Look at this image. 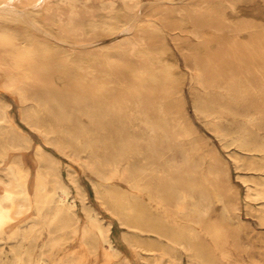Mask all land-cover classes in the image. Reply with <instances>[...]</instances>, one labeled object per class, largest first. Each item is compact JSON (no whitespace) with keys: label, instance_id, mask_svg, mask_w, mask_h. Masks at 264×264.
Returning a JSON list of instances; mask_svg holds the SVG:
<instances>
[{"label":"bare ground","instance_id":"obj_1","mask_svg":"<svg viewBox=\"0 0 264 264\" xmlns=\"http://www.w3.org/2000/svg\"><path fill=\"white\" fill-rule=\"evenodd\" d=\"M16 1L0 0V16L9 14L11 21L22 18L26 22L29 21L27 15L29 10L15 9ZM19 2L27 6L26 8H29L28 6L43 8L46 20L57 26L65 38L81 43L78 55L101 57L102 61L97 64L99 69L93 70L83 63L84 60L71 58L72 52L67 49V52H55L47 43L43 45L41 43L43 41L37 44L36 36L24 35L26 44L14 51L9 49L10 45L3 46L2 39L0 93H10L25 106L23 120L28 126L41 132L50 142L48 144L58 143L61 148L74 154L85 152L87 156L83 162L90 172L101 176L106 182L118 180L129 185L130 191L126 190L128 193L117 195L115 187H111L107 195L98 192V198L112 215L118 217L122 225L135 231L133 234L130 233L132 245L144 246L136 232H150L156 234L158 238L167 240V244L164 246L161 244L163 247L160 253L163 257H157L158 254L151 255L153 257L146 258L145 264H183L180 249L189 255L190 264L206 262L205 256L194 241L199 228L196 225L208 218L216 204L222 206L221 215L224 219L230 217L232 213L237 216L240 207L237 201H233L236 198L232 197L228 172L221 168L223 162L220 161L218 153L211 149L205 156L201 155L205 151L199 152V144L205 140L191 123H184L190 122L184 89L188 85L186 83L188 77L191 78L189 82L193 84L190 88L194 95L192 100L195 112L206 122V126L220 143L224 142L227 146L232 142L247 152L264 155V142L261 144L256 142L258 137H262L259 132L264 130V83L256 76L259 69L257 70L255 64L253 48L244 43L243 35L240 34L245 30L243 24L247 21L241 18L230 20L226 16V10V14L217 16L215 11H204L205 7L189 10L184 2L165 1L157 2L161 8L147 14L145 22L148 26L145 28L136 30L133 26L123 33L106 38L113 28L110 26L111 22L102 18L101 14L114 16L118 14L119 6H122L126 13L135 15L136 25L142 21L141 10L145 5L144 1ZM233 2L227 3V6L235 11L237 4ZM152 4L154 3H151V6ZM187 14L189 17L192 16L191 29L181 27L179 18H186ZM158 20L165 24L164 28L159 27ZM104 35L105 39H101L99 43L87 44ZM254 35L252 30L249 37L254 38ZM169 42L175 45L180 55L170 49ZM14 44L16 43H12ZM179 56L182 64L180 61L178 64ZM261 58L263 59L262 56ZM263 69L260 70L263 72ZM105 74L110 78L113 88L107 93L103 91L109 98L106 95L103 97L94 89L96 79ZM70 78H77L76 82L63 85L58 82ZM123 78L126 79L124 82L126 86L123 85L122 90L115 89L114 82H120ZM84 79H88L86 83L83 82ZM88 92L94 93L91 95ZM10 108L11 104L0 96V166H5L3 169L0 167V172H4V176L0 175V186L3 187L0 193V229L1 226L5 228L2 225L5 220L14 219L19 222L32 211L27 167H23L20 156L9 157L12 151L22 152L31 149L32 140L13 123L9 115ZM84 117L89 123L82 122ZM62 137L70 138L71 143L67 144ZM188 139L193 141L187 142ZM207 156L212 159L210 163L206 162V159L209 160ZM36 158L39 162V184L38 182L36 184L41 190H46L47 202V207L41 208L40 214L44 220L46 219L48 229L46 232L52 236L46 242V247L43 245L46 248L44 252L46 258L42 253L40 260L47 263L52 250L66 245L79 232L83 233L79 235H82L85 248L88 247L95 252L101 241L118 258L120 251L110 237L111 224L105 225L94 208L87 204L86 194L78 186L76 179L72 178L76 185L74 188L76 197L71 201V191L63 182L58 159L41 146L37 148ZM248 166L261 171L264 170V161L260 165L250 162ZM259 184L264 187V179L260 180ZM259 194L264 196V190ZM257 196L259 198V195ZM78 202L81 203L86 219L82 226L76 212ZM171 218L186 219V226L179 228L178 220L172 223ZM41 223L39 220H33L29 227L25 229L20 227L23 240L35 238L42 233L44 227ZM220 232L212 233L213 238L219 240L222 236ZM31 240L33 239H30L28 244ZM35 241L37 240H33ZM28 247L30 252L25 251L28 254L33 253V246ZM225 247L228 249V246ZM156 248L152 245L147 251L155 252ZM208 250L210 252V249ZM231 251V254H235L232 247ZM29 260L30 257L27 261ZM27 261L25 258L26 264ZM118 264L130 263L127 258H123Z\"/></svg>","mask_w":264,"mask_h":264},{"label":"rangeland","instance_id":"obj_2","mask_svg":"<svg viewBox=\"0 0 264 264\" xmlns=\"http://www.w3.org/2000/svg\"><path fill=\"white\" fill-rule=\"evenodd\" d=\"M19 1H21V0H17L15 2V4H16V5H14L15 9H17L19 11H26L28 9L29 11L27 10L28 11L27 15H28L29 21L26 22V20H24L23 18L21 20H18V21H11L9 18L10 17L9 14L1 15L2 17L0 16V41L2 39L3 40L1 41L2 43L1 42L0 43L3 46L8 47V45L11 46L12 43H16V44L12 45L15 48H13L12 46L11 47L9 46V49L14 51V50H16V48L17 49L22 48L26 44V39L24 38V35H29V36L32 35L34 37L35 36L37 37V38L35 37V39L38 40L37 44L42 43L43 45H45V43H47L48 46L51 48V50L55 51V52H64V51L67 52V50H69L72 52V54H70L71 58L84 60L83 63L93 70L99 69L97 64L102 61L101 57L95 58V57H90V56H86V55H82V54L78 55L77 52H79L78 48L81 45V43L77 42L76 40L72 41V39L65 38L64 34L61 33L60 29H58L57 26H55L54 24H53L54 26L51 25L52 23L50 24L49 21L46 20V12L43 8H39V6H38V8L37 7H30V6H28L29 8H26L27 6L25 7L23 4H22L23 5L22 6ZM143 1H144L145 5L142 7V10H141V13H143L142 14L143 17H142V21H141L142 23L139 22L138 24L134 25L135 15L131 14V13L130 14L126 13L125 10L123 9V7L119 6V12H118V14H115L114 16L113 15L108 16L105 14H101L102 18L107 19L109 21V23L111 22L110 26H112L113 30H111V32L109 33L110 35L107 34L108 37L106 35H104V36L100 37L99 39H96L92 42H88L87 44L92 45V44H94V42L99 43L101 41V39L102 40L105 39V36H106V38H109L115 34L123 33L124 30H126L130 27H133V26L135 27L136 30L145 28L146 26H148L147 23L145 22V19L148 18L147 14L152 12V10H154V9H160L161 8V5H158L157 2L158 3H164L165 1H168V2L169 1L170 2H184L187 9L190 8L189 10L196 9L197 7L204 9V7H205L204 11H215V15H217V16H223L224 13L226 14V12H227L226 16L230 20H232V19L237 20V19L241 18L242 20L244 19L245 22L247 21L246 24H243V27L245 28V30L240 34L243 35L242 40L244 41V43L247 46L251 47V49L253 48L252 50H253L254 55H255L254 58H256L255 64L257 66V70L259 69L258 70L259 72H257L256 76H258L257 78H259L258 80H260V82L264 83L263 82V80H264L263 75L264 74H262L264 72V69H263L264 68L263 67L264 66V63H263L264 62V60H263L264 59V35H263L264 34V30H263L264 29V26H263L264 25L263 24L264 23V0H247L250 3H248L245 0H228V2H227V0H220V1L219 0H194V2H193V0H143ZM207 1H209L208 4H207ZM231 1L232 2L234 1V2H236L235 4H237L235 11H232L227 6V3L231 2ZM151 3H154V4H152V6H151ZM198 3H199V5H198ZM189 5H190V7H189ZM201 5H203V6L201 7ZM33 9L35 11H33ZM225 10H226V12H225ZM133 15H134V17H133ZM185 16H187L188 19H187V17L186 18L183 17L185 19L179 18L181 20V24H182L181 27L185 28V29H189V28L191 29L193 27L192 16L189 17L188 14ZM242 17H244V18H242ZM143 21L146 23V25L144 24ZM157 22H158L159 27H161V28L165 27V24L163 22H160L159 20ZM161 23H163V24H161ZM252 30L255 34L254 38L249 37L250 34L252 33ZM164 32H166V31H163V33ZM178 32H180V31H178ZM20 35H22V36H20ZM262 37H263V39H261ZM9 38L10 39L13 38V39L9 40ZM40 41H43V42L40 43ZM3 43H5V44H3ZM18 44L19 45L21 44V45L19 46ZM172 44H173L172 42H169V45L171 47L170 49L172 51H176L180 55V52H178V49L175 47L174 44L173 45ZM259 44L263 48H261L259 46ZM58 49L60 51H58ZM261 56L263 57V59L261 58ZM180 57L181 56L177 57L178 58L177 59L178 64L180 62L182 64V60ZM259 60L262 62H260ZM180 67H181V65H180ZM260 69H263V72ZM75 79H77V78H70L66 81H58V82L61 85H63L64 83H71L72 84V83L76 82ZM189 79L191 80V78L188 77V79L186 81V83H188V85L184 89V92H185L184 97L186 99V103L188 106V112L190 113L189 114V116H190L189 121L190 122L188 121L189 123H187V122H184V123H186V124L191 123V125H193L194 128L199 130L201 136L205 140V142H202L201 145L198 143L200 146L199 152L201 153V152L205 151V152H203V154L201 153V155L205 156V153L210 152L211 149H213V150L215 149L214 151H216L218 153V156L220 157V161H222L223 164H226V165L222 164L221 168H223V170L228 172L229 182L232 186V197L236 198V199H233V201H237V203L239 204L238 206L240 207V212L237 216H236V214L232 213V215L230 217L224 219V218H222V215H221L222 206L220 204H216L213 206V210L209 214L208 218H205L201 222L202 224L199 223L198 225H196L199 227L197 229L196 235L197 234H200V235H197V237L195 235L194 241L197 244L198 248L202 251L203 255L205 256L204 258L206 259V262H204L203 264H225V262H227V264H231V263L232 264H234V263H236V264H238V263L239 264H260V263L264 264V200H263L264 198H262L264 196L259 194L261 191L264 190V187H262L259 184L260 180L264 179V170L260 171V170H256V169H251L248 166V164L250 162H254V163L259 164V165L262 164L264 161V155L262 153H258V152H247L232 142H231L232 145H231V143H229L230 145L228 144L227 146L224 144V142L220 143V140L215 136V134L208 129V127L206 126V122L203 119L199 118L195 112V109L193 106V100H192L194 95L191 93L192 91L190 88V86L193 84H191V82H189L190 81ZM87 80L88 79H84L83 82L85 81V83H86ZM110 81L111 80L108 77V75L105 74V75L101 76L100 79H96L97 83H96V86L94 89L98 90L96 92L100 93V95L102 94V96L104 97L106 95L105 93H107L109 91V89L111 88ZM124 82H126L125 78L121 79L120 82L116 81V82H114L113 87L115 89L122 90L126 86V84ZM123 85H124V87H123ZM111 89H113V88H111ZM101 91L102 92L104 91L105 93L103 92L104 93L103 94ZM91 93H94V92H90L89 94H91ZM91 95H93V94H91ZM0 96L3 99H5L8 103L11 104V108L9 109V115L12 117L13 123L16 125V127L18 129H20L24 134H26V136H28L32 140V145L30 147L31 149L26 150V151H22V152L12 151L9 153V157H11V158H14V157L16 158V157L20 156V160L22 162L23 167H25V168L27 167V171L29 173L28 177H27V183H28V188H29V193H30L29 195L31 198L30 200H31V204H32L30 211L31 210L32 211L29 212L30 217H29V215H26L19 222H17L14 219H10V220H12L11 221L12 223L10 222V220H5L8 222V223L6 222V225H4L5 221H4V223H2V225L5 226V228H3L1 226V229H0V232L2 231L0 233V259H1L0 264H20V263L26 264L25 258L27 261L29 259V257H30V260L27 261V264H51V263L52 264H89V263L90 264H114V263L118 264L119 262H121L123 260V258H127V260L129 261L130 264H145L146 262H144V261H146L147 259H150L151 257H153L156 254H158L157 257H161V258L163 257V256H161L162 254L160 252H161V248L165 244H167L166 239L158 238L156 234H153L150 232H144V233L143 232H139V233L136 232L139 235V238L141 237L140 240L144 243V246L143 247H137V246L132 245L131 239H130V233L133 234V233H135V231L132 229H129L128 227H126L124 225H122L120 220H118V217L112 215V213H110L103 206L101 200L98 198V192L101 194L103 193V195H107L108 192L110 191L111 187H115L117 195H121L123 193H128V192H126V190L130 191L129 185H127L123 181L118 182V180H112V181L110 180L111 182L107 181V182H109V183H107L106 181H104V179H102L101 176H99L97 174L95 175V173H93L92 171L90 172V170L84 165V162H83L86 160L85 157L87 156L85 152L81 151L80 154H74V153H71V152L61 148L58 143L48 144L50 142L48 141V139L46 137H44V135L41 132L32 128L30 125L28 126V124L23 120L22 113H23L25 106H22L19 103V101L17 100V98L16 97L14 98L10 93H0ZM11 97H13V98H11ZM106 97L109 98L108 94L106 95ZM82 122L85 124L89 123L85 117L83 118ZM51 124H53V123L51 122ZM45 127H46V121H45ZM259 133L262 134V137L264 136V134H263L264 130H261ZM262 137H258L259 139L257 138L256 142L259 144L264 142L263 141L264 138H262ZM260 138H261V142H260ZM62 140H64L67 144L71 143V139L68 137H62ZM190 141L192 142L193 140L192 139L187 140V142H190ZM234 145H236V146H234ZM39 146L44 148V150L47 151L49 154L56 157L58 159V161L60 162V164H61V175L63 178V182L70 188V191H71V195H70L71 201L74 199V197H76V189H74L76 187V185L73 183V179H76L78 186L86 194L87 204L94 208V210L98 213L99 217L102 219V222L105 225L111 224L110 237H111V240L114 242V245L120 251V255H118V258L115 257L112 254V252L110 250H108L106 248L105 244H103L101 241H100L101 243L99 242L98 249L95 252H92L88 247L85 248L84 247V246H86L85 242H83V240L81 239L83 233L79 232L77 234V236L74 239L70 240L66 245H63L61 247H56L54 250H52V253L49 256V261L47 263H44L45 261L43 262L40 260L42 253L46 252V248H45L46 242L49 239H51L52 236L49 232H46V230H48V229H46V219L44 220L40 214V209L46 208L47 202H46V190L45 189L41 190L40 188L37 187V186H39L38 185L39 184V178H38L39 162L36 158V151H37V148ZM24 152H27V153L25 154ZM247 153H249V154H247ZM75 155H76V157H75ZM74 157H75V160H74ZM206 158L209 159V160L206 159L207 163H210L212 161V159H210L211 158L210 156H207ZM240 158H241V160H240ZM251 158H254V159H251ZM8 160H9V158H8ZM76 160L78 162H76ZM233 160H236V161H233ZM237 160L240 161L241 163L237 162ZM245 161H248L249 163L245 162ZM244 162H245V165H244ZM237 163L238 164L240 163V164L238 165ZM0 167H1V169H3L5 166L1 165ZM73 174H75V175H73ZM0 175L4 176V172L1 171ZM98 176H99V178H98ZM258 180H259V182H258ZM102 181H104V182H102ZM37 182H38V184H36ZM2 189H3V187L0 186V193H2V191H3ZM35 190H36V192H35ZM38 191H42V193L38 192ZM37 192L39 195H37ZM251 194H253V195H251ZM256 195H259V198H258V196L256 197ZM38 196H40V197H38ZM34 200H36V201H34ZM33 203L36 205H34ZM76 212H77V215L80 219V225L82 226L86 222V219L84 218L82 206H81V203H79V202H78V207H77ZM81 217H83V219H81ZM33 220H36V221L39 220L40 223L43 221L41 223V226L44 228H43L42 233H40L38 235L39 237L37 236L35 238H30L33 240L36 239L37 241H35V242L37 244L35 242H33V240H31V243L28 244L30 242V239L29 240L24 239L26 241V242H24L23 235L21 234L22 231H20V227H23V229L29 227L33 223ZM175 220L176 221L178 220L177 223H178L179 228H184L186 226V219H184V218H175V219L171 218L172 223ZM13 221L14 222L16 221L17 223L15 222L16 223L15 224ZM179 222H180V224H179ZM216 224H217V227H216ZM204 228H205V230H204ZM215 231H218V232L221 231L220 235H222L221 237H223V238L220 237L219 240L213 238L212 233H215ZM80 233H82V235H79ZM249 233H250V236H249ZM224 235H226V236H224ZM201 237H203V238H201ZM224 237H226V238H224ZM226 239H228V240H226ZM21 240L23 241V243ZM143 240L146 241V243ZM80 241H81V243H80ZM128 241H130V242H128ZM16 242L17 243L19 242V243L17 244ZM83 243H84V246H83ZM225 243L226 244L228 243V244L226 245ZM11 244H13V245H11ZM161 244L163 246H161ZM16 245H18V246H16ZM28 245L31 247L33 246L32 247L33 253H31V254H28V252H30ZM43 245H45V247ZM80 245H82L83 247H81ZM152 245L157 247L155 252L147 251V249L149 247H151ZM19 246H22V247H19ZM34 246H36V247H34ZM225 246H228V249ZM260 246H262V247H260ZM10 247H12V249ZM217 247H219V248H217ZM231 247H232V250L235 252V254L230 253V252H232ZM42 248H44V249H42ZM80 248L82 250H80ZM213 248H215V249H213ZM15 249H17V250L15 251ZM75 249H76V251H75ZM85 249H86V251H85ZM134 249L136 250V252ZM208 249H210V252ZM25 250H27L28 252ZM100 250H102V252ZM103 251H106V252L103 253ZM179 251L182 255V263L183 264H190L191 258L189 257V255L186 254L185 252H183L181 249ZM107 252H109V253H107ZM134 252L136 254H134ZM217 252H220V253L217 254ZM15 253L18 254L19 256L18 255L16 256ZM78 253H80L81 255L82 254H84V255L80 256V254H78ZM93 253H94V255H93ZM5 254H6V256H5ZM99 254H100V257L98 258ZM104 254H105V258H104ZM222 254H224V255L222 256ZM226 254H227V256H225ZM230 254L233 256V258H235L234 260ZM43 255L46 258V253H44ZM85 255L88 259L85 257ZM106 255H107V257H106ZM151 255H153V256H151ZM89 256H92V257L90 258ZM221 257H223V258L221 259ZM112 258H114L113 261H112ZM230 258H232V259H230ZM89 259H90V261H89ZM223 259H225V260L223 261ZM256 259H257V261H256ZM12 262H14V263H12Z\"/></svg>","mask_w":264,"mask_h":264}]
</instances>
